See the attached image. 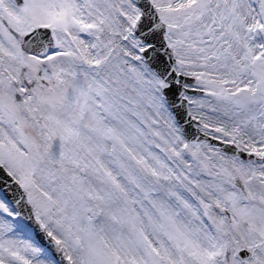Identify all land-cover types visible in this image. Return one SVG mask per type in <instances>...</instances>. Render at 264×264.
<instances>
[{
    "label": "snow or ice",
    "instance_id": "snow-or-ice-1",
    "mask_svg": "<svg viewBox=\"0 0 264 264\" xmlns=\"http://www.w3.org/2000/svg\"><path fill=\"white\" fill-rule=\"evenodd\" d=\"M0 264H264V0H0Z\"/></svg>",
    "mask_w": 264,
    "mask_h": 264
}]
</instances>
